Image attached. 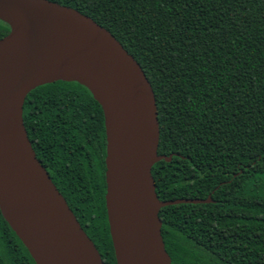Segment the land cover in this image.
<instances>
[{
	"label": "trees",
	"instance_id": "1",
	"mask_svg": "<svg viewBox=\"0 0 264 264\" xmlns=\"http://www.w3.org/2000/svg\"><path fill=\"white\" fill-rule=\"evenodd\" d=\"M90 17L136 60L156 101L159 211L171 264H264V0H50ZM9 27L0 21V39ZM23 124L104 264H116L105 208L100 106L75 82L31 91ZM0 264H35L0 214Z\"/></svg>",
	"mask_w": 264,
	"mask_h": 264
},
{
	"label": "water",
	"instance_id": "2",
	"mask_svg": "<svg viewBox=\"0 0 264 264\" xmlns=\"http://www.w3.org/2000/svg\"><path fill=\"white\" fill-rule=\"evenodd\" d=\"M0 214L35 264H104L48 172L23 124L34 89L58 81L86 88L102 110L105 208L116 264H171L160 209L207 204L161 201L151 168L159 123L152 87L140 65L109 31L50 0H0Z\"/></svg>",
	"mask_w": 264,
	"mask_h": 264
}]
</instances>
